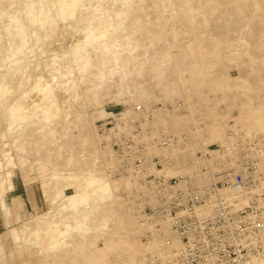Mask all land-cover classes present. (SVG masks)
Segmentation results:
<instances>
[{
	"label": "rangeland",
	"instance_id": "374dc122",
	"mask_svg": "<svg viewBox=\"0 0 264 264\" xmlns=\"http://www.w3.org/2000/svg\"><path fill=\"white\" fill-rule=\"evenodd\" d=\"M183 1L0 0V117L4 116L5 121V124L0 121V264H81L86 250L93 249L92 242L103 246L104 234L113 233L116 237V233L121 232L124 239L130 237L128 214L122 208L124 203L118 205V200L130 204L121 192L122 184L131 186L129 180L118 181L115 183L117 190H112L111 183L106 186L99 179L101 185L98 181H69L62 169L68 167V153L77 152L81 141L86 147L85 153L95 157L90 161L84 159L82 163L89 162V168H93L99 166V159H103L104 168L105 155L111 156L110 148L105 145L112 135V128L110 132L103 133L98 121L107 118L119 121L116 112L122 110L121 113L127 111V115L132 114L133 106L139 102L147 105L162 101L171 103L165 98L162 85L158 84L165 77L169 83H174L183 76L192 75L194 78L190 71L201 69L214 76L217 82L220 80L222 92L217 89L213 90L214 93L211 89L213 94L209 91L204 93L206 98L221 102L216 109L219 115L223 114L220 119L210 117L212 127L214 125L219 130L217 127L223 126L212 144L225 141L229 128L247 135L264 136V128L260 125L264 121V46L243 44L240 40L242 25L229 33L220 30L221 21L217 13L208 11L201 18L200 7L210 2L187 4L198 10L193 11H196L197 25L202 24L212 29L211 32L204 28L183 31L181 27L187 23L186 13L181 12ZM154 3L159 9H154L151 5ZM117 12L122 15L121 21L115 19ZM223 24L229 26L232 23ZM248 27L244 29L249 30ZM103 37L110 43L108 48L100 43ZM228 38L232 48L233 45L235 48L242 45L239 49L242 53L235 58H231L234 52L228 54L224 50L225 39ZM251 38L264 39V36L252 32ZM233 40L234 43L240 40L238 46ZM165 43L171 46L166 47L167 50L164 49ZM197 43H201L204 54L208 52V56L203 54V60L209 63L212 58L214 63L202 64L199 62L202 58H193L199 51L195 46ZM214 49L224 51L219 53V59L216 55L209 56L215 53ZM152 53L158 57H152ZM187 53L189 56L185 61ZM160 60L165 65L155 62ZM204 65L206 67H202ZM162 72L166 76L162 77ZM31 76L32 82L22 87L25 78L30 79ZM236 78L239 84H236ZM240 78L246 83L252 81L250 89L249 85L248 89L241 86L245 81ZM148 86L155 89L153 98L136 92L137 88ZM220 97L224 98H221L223 101ZM191 98L196 103L193 106L200 108L202 97L194 95ZM178 99L183 101L184 107L187 106L180 96L173 99L174 105ZM187 110L183 114L191 112ZM98 111L105 115L95 119L94 124ZM172 114L181 115L175 111ZM193 115L194 121L191 118L185 121L188 125L185 122L180 125V136L196 125L198 129L209 126L210 119L203 111L194 110ZM158 118L161 123V118ZM84 128L93 129L96 135L100 134L99 137L88 138ZM200 130L192 140L196 150H201V145H210L201 144L203 142L199 140L205 138L209 131ZM22 145L24 148L20 147ZM261 157L264 161L263 153ZM40 159L46 162L44 175L37 168L36 163ZM184 165L194 168L192 163ZM106 170L107 178L109 173L114 176L110 175L113 182L125 176L111 172L108 167ZM1 206H7V215ZM45 213L46 217L42 218Z\"/></svg>",
	"mask_w": 264,
	"mask_h": 264
},
{
	"label": "built area",
	"instance_id": "2783aa9c",
	"mask_svg": "<svg viewBox=\"0 0 264 264\" xmlns=\"http://www.w3.org/2000/svg\"><path fill=\"white\" fill-rule=\"evenodd\" d=\"M183 105L178 99L177 108ZM160 107L173 109L165 101L148 106L139 102L128 117L121 115L122 110L116 112L118 117L130 118L131 127L120 137L112 134L109 140L119 160L111 172L132 175L139 183V196L130 195L143 221L151 226L144 231V241L167 224L174 232L163 238L169 255L149 252L144 264L264 263L263 138L239 132L224 144H210L198 151L202 165L195 171L169 175L167 169L180 163L173 152L186 150L190 138L185 132L174 135L158 123ZM115 121H98L100 130L115 128ZM154 147L161 152L152 154Z\"/></svg>",
	"mask_w": 264,
	"mask_h": 264
},
{
	"label": "bare ground",
	"instance_id": "6f19581e",
	"mask_svg": "<svg viewBox=\"0 0 264 264\" xmlns=\"http://www.w3.org/2000/svg\"><path fill=\"white\" fill-rule=\"evenodd\" d=\"M165 3H169V2H172V0H163ZM183 2H185V4H182V7H183V9L181 10V12H185L186 13V16H185V19H186V21H187V23H185L182 27H181V29L183 30V31H185V32H188V31H191V30H199L200 31V29H202V28H204L206 31H208L209 30V28H205V27H203V25L202 24H200L199 26L197 25V21H196V15H195V12L196 11H198V10H196V9H193V7H192V5L191 6H189V4H187V3H190V2H192V3H194V4H201V3H206V2H210V4H208L207 6H201L200 7V9H199V13H200V15H201V18H202V16H203V14H206V13H208V11H211V12H213V13H217L219 16V18H220V21H221V24H220V26H221V28H220V30H223V31H227V33H229V31H231V30H233V29H236L237 27H239V25H242V34L241 35H243V36H241L240 37V40L242 41V42H244L243 44H247V43H250V44H252V45H259V46H264V39H252L251 38V33L252 32H255V33H260V34H262L263 36H264V0H243V1H241V0H184ZM191 4V3H190ZM153 7H154V9H159V7H157L158 5L156 4V3H154V4H151ZM198 7H199V5H197ZM217 6H220V7H217ZM195 8H197V7H195ZM194 10H196L195 12H193ZM197 14V13H196ZM117 17L115 18L116 19V21H121V19H122V15H120L118 12H117ZM125 15V14H124ZM200 17V16H199ZM198 18V17H197ZM222 21H223V23H232V24H230L229 26L228 25H224L223 23H222ZM139 24H143L142 22H139ZM122 25V22H121V24H120V26ZM245 26L246 27H248V26H250V27H248V29L249 30H245L244 28H245ZM177 28H179V27H177ZM176 29V28H175ZM180 29V28H179ZM211 30L212 29H210L209 31L211 32ZM244 30V31H243ZM145 31H148L147 29H145ZM170 32V31H169ZM184 32V33H185ZM176 33V32H175ZM181 33H183V32H181ZM226 33V35H228ZM250 35H249V34ZM170 34V33H169ZM170 35H172V32H171V34ZM174 35V34H173ZM177 35V34H176ZM176 35L174 36V38L176 37ZM212 35V34H211ZM179 36V35H178ZM216 36V35H215ZM171 37V36H170ZM173 38V37H172ZM176 39V38H175ZM174 39V40H175ZM181 39V38H180ZM177 40V39H176ZM226 40V41H225ZM224 41H225V43H224V47H225V51H226V53H230V51L231 52H234V55H232L231 56V58L234 56V58H235V56L237 57V56H239V54H241L242 53V51H241V53L239 52L242 48V45L241 44H239L241 47L240 48H235L236 46H234L233 45V47L235 48H232V45L231 44H229L228 43V40H229V38L228 39H225ZM239 40V41H240ZM211 41H212V37L210 38V40H209V44L211 43ZM223 41V42H224ZM232 41V40H231ZM238 41V42H239ZM248 41V42H247ZM250 41V42H249ZM174 42V41H173ZM173 42H170V44L171 43H173ZM200 42H201V40H200ZM222 42V41H221ZM238 42H235L234 43V40H233V43L235 44V45H237V43ZM246 42V43H245ZM66 43V42H65ZM100 43H101V45L103 46V47H105V48H108L109 46H110V43L107 41V38H105V37H103V38H101L100 39ZM180 43V42H179ZM218 43H220V41L218 40ZM52 44V43H51ZM53 44H55V43H53ZM159 44H161V43H159ZM165 44H168V45H165ZM164 44V49H166V47L168 48V47H171V46H169V43H165ZM177 44V43H176ZM175 44V45H176ZM250 44H248V45H250ZM64 46V44L62 43L61 44V47H63ZM172 45V44H171ZM183 45V44H182ZM193 46V44H188L187 46ZM247 45V46H248ZM52 47H53V45H51ZM174 46V45H173ZM183 46H185V44L183 45ZM196 47H199V51H197L194 47V49L198 52H196L197 53V55H196V53L194 54L195 55V57H193V58H196V60L199 58H202L201 60L202 61H200L199 60V62H201L202 64H205V63H208V62H206V61H204L203 60V57H204V55L205 54H207L208 52L207 51H205V54L203 53L204 52V50H202L201 51V43H197L196 45H195ZM206 46V45H205ZM238 46V45H237ZM251 46V45H250ZM46 49H47V47H46V44H45V46H44ZM55 47H57V46H55ZM185 48H187L188 49V47H185ZM190 49H191V47H189ZM203 48V47H202ZM246 48V47H245ZM50 49V48H49ZM193 49V50H194ZM240 49V50H239ZM48 50V49H47ZM167 50V49H166ZM186 50V49H185ZM213 50V48L211 49V51ZM215 50V49H214ZM189 51V53H190V51L191 50H188ZM247 51V50H246ZM161 52V51H160ZM164 51H162V53H163ZM187 52V51H186ZM207 52V53H206ZM213 52V51H212ZM211 52V53H212ZM215 53H212V55L211 54H209V56L210 57H218V59L220 58V55L221 54H219V53H224V51L222 52V50H215L214 51ZM235 52H239V53H237V55L235 54ZM243 52H245V51H243ZM248 52H250L249 50H248ZM248 52L246 53H243V54H247V55H249L248 54ZM210 53V52H209ZM228 53V54H229ZM155 54H157L156 53V51H155ZM188 54V53H187ZM204 54V55H203ZM216 55V56H215ZM223 55H226V54H223ZM158 57L157 55H153V53H152V57ZM188 56H189V54L186 56L185 55V61L187 60V58H188ZM191 56V55H190ZM193 56V55H192ZM191 56V57H192ZM203 56V57H202ZM206 56H208V54L206 55ZM228 56V55H227ZM190 57V58H191ZM207 58H209V57H207ZM229 58V57H228ZM231 58H229V59H231ZM241 58H242V60H243V55H241ZM160 59V58H159ZM206 59V58H205ZM213 59H215V58H213ZM217 59V60H218ZM222 59V58H221ZM237 59V58H236ZM235 59V60H236ZM240 58L238 57V60H239ZM166 60H168V57H167V59H165V61ZM195 60V59H194ZM211 61H213L212 60V58L210 59ZM231 60H233V59H231ZM165 61H163V62H165ZM207 61H209V59L207 60ZM211 61H209V63H211ZM237 61V60H236ZM153 62V61H152ZM155 62H158V63H162L161 62V60L160 61H155ZM169 62V61H168ZM190 62V61H189ZM197 62V61H196ZM231 62V61H230ZM177 63H179V62H177ZM208 63V64H209ZM212 63H214V61L212 62ZM164 63H162V65H163ZM207 64V65H208ZM162 65H161V68H162V71L164 72V70H165V68H163L162 67ZM165 65V64H164ZM196 65V64H195ZM179 66V65H178ZM201 66V65H200ZM209 66V65H208ZM212 66V65H211ZM211 66H210V68H211ZM202 67H206V65H204V66H202ZM41 68H43V67H41ZM158 68H160V66L158 65ZM156 68H154V70H155ZM197 69V68H196ZM198 69H200V68H198ZM205 69V68H204ZM208 69V68H207ZM212 70V69H211ZM208 71H210V70H208ZM214 71V70H213ZM162 72V74H161V76L162 75H165L166 76V74H164ZM211 72V71H210ZM251 72V71H250ZM132 73V72H131ZM190 73L191 74H193L194 75V78H192L191 76L190 77H188V76H183V77H180V79L179 80H176L174 83H169L168 82V80H167V77H165L164 79V81H161L160 83H158V84H160V85H162V88H163V90L165 91V93H166V96H165V98L169 101V102H171L172 103V106L174 105V103H173V99L176 97V96H180V97H183L184 98V100L186 101V103H187V106L185 105V107H184V105H183V107L184 108H182L183 109V111H182V109H179V108H177V102H176V104L173 106V109H171V110H169V109H167L166 107H160L159 108V110H158V113L157 114H159L160 113V116H158V117H160L161 118V123H160V121H159V118H158V123L163 127V128H165L167 131H169L170 133H172V134H174V135H177V136H180L179 135V131H181V130H179V128H180V125L181 124H184V122L185 121H189V120H192L194 117H195V115H193V111L194 110H201V111H203V113L207 116V117H209V119H210V117H214V118H222L223 117V114L222 113H220V115H219V110H217L216 108H218L219 107V104L221 103H219V101L218 102H216L217 100L215 99V100H213V99H209V98H206V95L204 94V93H207L208 91L209 92H212L213 90H216L217 91V89H219L220 91L222 90L221 88H222V84L220 83L219 84V82H220V80H219V78H218V80H219V82H217V80L215 79V77L214 76H212L211 74H209V72H206L205 71V73L203 72V70H201L200 69V71L198 70H192V71H190ZM131 75V74H130ZM158 76H159V74H157ZM196 75H198L197 77H195ZM211 75V76H210ZM213 75H214V73H213ZM225 75V74H224ZM251 75V74H250ZM239 76V75H238ZM32 77L33 76H31V78L30 79H28V78H25V80L22 82V87H24L25 86V84L26 83H28V82H32ZM160 77V76H159ZM163 77V76H162ZM221 77V76H220ZM224 77V76H223ZM222 77V78H223ZM227 77V76H226ZM229 77V76H228ZM227 77V78H228ZM232 78V77H231ZM249 78V77H248ZM161 79H163V78H161ZM160 79V80H161ZM237 79V78H236ZM241 79V78H240ZM246 79V78H245ZM222 80V79H221ZM226 80H228L229 81V79H226ZM233 80H235V78H233ZM242 80H244V79H241V81ZM249 80V79H248ZM224 81H225V79H224ZM238 81V79L236 80V82ZM245 81V80H244ZM243 82V81H242ZM252 82V81H251ZM251 82H247L246 83V81L245 82H243V83H241V86L242 87H244L245 89H248V85L251 83ZM223 83V82H222ZM227 84V82H224L223 84ZM231 83H232V81H231ZM231 83H229L228 82V85L229 84H231ZM234 83H235V81H234ZM225 84V85H226ZM236 84H239L238 82L236 83ZM227 85V86H228ZM232 86H234L235 88L237 87L236 85H232ZM250 86L251 85H249V89H250ZM223 87H224V85H223ZM231 88V87H230ZM252 88V87H251ZM253 88H255V87H253ZM212 89V91H210ZM224 89V88H223ZM137 91V93H139V94H142L143 96H148V97H150V98H153L155 95H154V91H155V89L153 88V87H142L140 90L137 88L136 89ZM252 90V89H251ZM242 91V90H241ZM243 91H244V89H243ZM246 91V90H245ZM214 92V91H213ZM213 92H212V94H213ZM222 92V91H221ZM237 92V91H236ZM214 93H216V92H214ZM225 93V92H224ZM200 94V95H199ZM218 94V93H217ZM221 94V93H220ZM223 94V93H222ZM226 94V93H225ZM247 94H249L248 93V91H247ZM246 94V95H247ZM194 95H198V96H200V97H202V99H203V101L201 102V107L200 108H198V109H196L195 108V106H193V105H196V103H193V101H192V96H194ZM216 95V94H215ZM219 95V94H218ZM217 96V95H216ZM221 96V95H220ZM243 96V95H242ZM242 96H241V98H242ZM249 96V95H248ZM255 96V95H254ZM238 97V96H237ZM205 98V99H204ZM216 98V97H215ZM221 98H223V97H220V100H222ZM226 98V97H225ZM228 98V97H227ZM224 99V98H223ZM237 100H240L239 98H236ZM245 99V98H244ZM254 99V98H253ZM226 100V99H225ZM228 100V99H227ZM247 100H249V99H247ZM223 101V100H222ZM246 101V100H245ZM170 103V104H171ZM255 103V102H254ZM136 105V104H135ZM238 105V104H237ZM241 105V104H240ZM250 105V104H249ZM145 106H148L147 104H145ZM166 108V109H165ZM188 109V110H187ZM190 111L191 110V112L188 114L187 112L185 113V114H183L185 111ZM173 111H175L176 113H179V114H181V115H175V114H172V112ZM18 112H20V110H18ZM132 112V111H131ZM127 111H124V113H121V115H127ZM129 113H130V111H129ZM225 113V112H224ZM131 114V113H130ZM225 114H227V113H225ZM1 115V114H0ZM105 114L103 113V112H101V111H98L97 112V114H96V116L94 117V124H95V119H98V118H102L103 116H104ZM112 115V114H111ZM117 117H118V115H117ZM124 117H128V116H124ZM120 119H119V121H116V122H119V123H116V126H115V128H112V133L111 134H113L114 136H116V137H120V136H122V133L123 132H127V130H128V128H130L131 126H130V118H123V117H119ZM192 118V119H191ZM114 119V118H113ZM118 120V119H117ZM0 121H3V123L5 124V121H4V116L3 117H0ZM121 121V122H120ZM193 121H194V119H193ZM49 122V121H48ZM122 122H123V124L124 125H122ZM191 122V121H190ZM49 123H51V121L49 122ZM193 123V122H192ZM195 123V122H194ZM211 123H213L212 122V120L210 119V123H209V126L207 127V126H205V127H207V128H202L203 129V131L202 132H204L205 130H207V131H209V132H207L206 134H208V135H205L206 137L205 138H202V140H199V141H201V142H203V143H201V144H212L213 143V141L215 140V138L217 137V135H218V131L220 130H222L221 128H223V126H221V127H217L219 130H217V129H215V127H214V125H213V127H212V125H211ZM48 124V123H47ZM46 124V125H47ZM188 125V123L187 122H185V125ZM49 125V124H48ZM260 125L264 128V121H261L260 122ZM190 126V125H189ZM197 126V125H196ZM193 127L192 129H191V131H189V132H187V134L189 135V140H188V142H187V148H186V150H180V149H177V150H175L174 151V153H175V157L177 158V159H179L180 160V163H179V166H177V167H173V168H169V169H167V173L169 174V175H172V174H175L178 170H181V171H184V172H186V173H191V172H193V171H195L196 169H198L201 165H202V163H201V159L199 158V156H198V151H200V150H196V148L195 147H193V145H192V140H193V137H195V135L197 134V133H199V130L201 129H198V127ZM45 127V126H44ZM186 127V126H185ZM182 128H184L183 127V125H182ZM187 128V127H186ZM44 129H46V128H44ZM116 129H119L117 132H116ZM181 129V128H180ZM185 129V128H184ZM201 129V130H202ZM179 130V131H178ZM186 130V129H185ZM200 130V131H201ZM230 130H231V133H230ZM111 131V129L109 130V132ZM210 132H211V135H209L210 134ZM227 138H226V140L224 141H220V143L219 144H224V143H226V142H228L229 141V139L231 138H234V137H237L238 135H239V132H242V131H236V130H234V129H232V128H229L228 130H227ZM250 132V131H249ZM252 132V131H251ZM84 133H85V135L87 136V134H88V138H90V139H92V136H94L96 139H97V136L99 137V135H98V133H97V135H96V133L94 132V130L93 129H88V130H86L85 128H84ZM182 134V133H181ZM246 134V133H245ZM102 135V134H101ZM197 135H199V134H197ZM224 135V134H223ZM247 135V134H246ZM256 135H260L262 138H263V141H264V136L263 135H261V134H256ZM48 136V135H47ZM201 136V135H200ZM249 136H255V134H249ZM197 137V136H196ZM110 138H111V136H110ZM198 138V137H197ZM200 138V137H199ZM198 138V139H199ZM223 138H224V136H223ZM100 139H101V136H100ZM103 139H104V137H103ZM110 140V139H109ZM103 141V140H102ZM101 141V142H102ZM81 143H83L82 141H81ZM81 143H79L78 144V149H77V152H73V151H71V152H69L68 153V167L67 168H64V169H62V172L64 173V177H66V179L67 180H69V181H72V182H82V181H85V182H87V181H90L91 183H94V182H97L98 181V179H99V181L101 182V183H103L104 185H106V186H108V184L109 183H111V185L112 186H110L111 187V189L112 190H117V186L115 185V183L117 184V182L119 181V182H124L125 180H129V182L131 183V186H126L125 184H122V186H121V192H122V195H123V197L124 198H126L127 199V201L130 203V204H125L126 202H124L123 200L122 201H120V200H118L119 202H118V205H119V203L120 202H122V203H124V206L122 207V208H125L126 209V213L128 214L127 215V218H129V223H128V225H130V234H128V235H130V237L129 238H126V239H124L123 237H122V234H121V232H119V233H116V237H115V234H113V233H107V234H104V236H105V240H104V243H103V246L102 247H100L99 246V244H98V242H96V243H94V242H92L91 243V245L93 246V249L91 250V249H87L86 250V257L84 258V256L82 257V258H84V259H81V264L83 263V264H144L145 263V259H146V255L149 253V252H152V253H154V254H158V255H160V256H162V257H166V256H168L169 255V252L164 248V246H163V238H164V236H172L173 235V230H172V228H171V226H169L168 224L167 225H165L164 227H162V230L161 231H159V232H154V234H153V236H152V238H149L148 239V241H144L143 240V235H144V231H145V229H150L151 228V226H150V224L149 223H147V222H145V221H143V216H142V214H141V210H140V207H139V205H138V203H136V200L135 199H133V196L134 197H138L139 196V183H138V181H137V179H135V177L134 176H132V175H129V176H122V177H119V178H115L116 180H115V182H113V180L110 178V173H109V178H107V170H106V172H105V167L107 168H110V167H114V166H116L117 164H118V162H119V160H118V158L116 157V155H115V152H114V150L112 149V147H111V145H110V141H107V143H106V145H105V147L107 148H110V152H111V156H110V158L109 157H107L106 155H105V161H104V163H105V165L106 166H104V168H103V166H102V161H103V159H102V161L99 159V161H100V164H99V166L98 167H93V168H89V165H90V163L88 162V163H82V160H84V159H86V160H93V159H95V157H93L91 154H87V153H85V151L84 150H86V147H84L85 145L84 144H81ZM103 143V142H102ZM20 145H21V143H20ZM202 146V147H201ZM200 147H201V149H203L204 147L203 146H206V145H201ZM21 148H24V146L22 145V146H20ZM68 147H72V149L74 148L73 146H68ZM101 147L103 148V149H105L103 146H102V144H101ZM150 151H151V153L153 154H159L160 152H161V150L160 149H157V148H150ZM102 152H105V151H102ZM101 152V153H102ZM107 152V151H106ZM109 152V151H108ZM107 152V153H108ZM262 153L264 154V149L262 150V152H261V155H262ZM106 154V153H105ZM94 155H96L95 154V152H94ZM102 155H104L103 153H102ZM191 158H195V160H192ZM189 159H190V162H188L189 161ZM263 158L261 157V161H260V167H261V171L263 170L264 171V168H263V166H264V161L262 160ZM11 160V159H10ZM9 162V161H8ZM12 162V161H11ZM193 164L194 165V168L192 169V168H188V167H185V165L184 164ZM10 164V163H9ZM16 164V163H15ZM15 164H14V166H15ZM37 164V168H38V170H40V172H41V174L42 175H44L45 173H46V162L43 160V159H40L39 161H38V163H36ZM17 165V164H16ZM24 165V164H23ZM26 166V165H25ZM27 166H29V165H27ZM33 166V165H32ZM36 166V165H35ZM101 166H102V168H101ZM149 167L150 168H152L153 170L155 169V165H154V163H149ZM15 168H17L16 166H15ZM19 168V167H18ZM23 169V168H22ZM21 170V169H20ZM173 170H175L174 171V173H172V171ZM24 171V170H23ZM105 173H106V175H105ZM39 174V173H38ZM264 174V173H263ZM41 176V175H40ZM112 176V175H111ZM99 177H101V178H99ZM112 177H114V176H112ZM58 179H61L60 178V176H59V178ZM119 179V180H118ZM99 181H98V183H99ZM100 184V183H99ZM101 185V184H100ZM109 187V188H110ZM134 188L136 189V190H134ZM134 193L133 194V196L132 195H130L131 193ZM121 204V203H120ZM140 204V203H139ZM46 215V213L42 216V218L43 217H46L45 216ZM137 215H138V217H137ZM132 234V235H131ZM137 234L139 235V237L137 236ZM144 241V242H143ZM83 253H84V249H83ZM113 256H115V257H113ZM113 258H115L116 260L115 261H113ZM39 263V262H38ZM60 264H64V263H60ZM258 264H264V263H258Z\"/></svg>",
	"mask_w": 264,
	"mask_h": 264
},
{
	"label": "crops",
	"instance_id": "0c3cea01",
	"mask_svg": "<svg viewBox=\"0 0 264 264\" xmlns=\"http://www.w3.org/2000/svg\"><path fill=\"white\" fill-rule=\"evenodd\" d=\"M1 207H2V211L4 212V214L7 215V213H6V212H7V211H6V207H7V206H1Z\"/></svg>",
	"mask_w": 264,
	"mask_h": 264
}]
</instances>
